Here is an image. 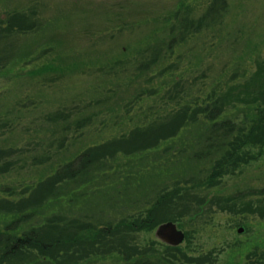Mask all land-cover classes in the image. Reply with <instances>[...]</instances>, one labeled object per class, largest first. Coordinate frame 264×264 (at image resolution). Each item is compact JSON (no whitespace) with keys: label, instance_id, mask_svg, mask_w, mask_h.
<instances>
[{"label":"rangeland","instance_id":"rangeland-1","mask_svg":"<svg viewBox=\"0 0 264 264\" xmlns=\"http://www.w3.org/2000/svg\"><path fill=\"white\" fill-rule=\"evenodd\" d=\"M214 2L0 0V111L10 115L14 110L16 118L23 111L17 129L0 140L22 152L37 149L46 138L45 133L50 135L46 128L53 123L47 122L48 113L73 110L75 106L83 109L90 103L96 108L105 106L95 99L103 98L115 87L123 89L118 83L129 82L130 74L136 72L135 63L131 67L129 63L145 60V54L141 57L140 52L150 46L160 48L165 57L151 72L135 78L130 87L117 93V97H124L127 104L142 88L161 90L155 96L146 95L128 104L117 111L119 115L115 116L117 112L100 115L85 129L83 140L101 142L132 127L133 122L146 121L145 115L129 120L141 111L151 110L149 120L165 121V114L180 106L171 108L175 105L171 102L161 109L156 102L163 92L175 93L181 86L187 96H182L177 105L189 104L191 108L194 104L207 105L204 100L209 96L223 93L234 84L238 87L232 94L241 92L239 99L243 100L241 97L248 95L244 92L254 90L253 83L264 76V0H224L225 6L215 12L219 18L210 17L199 32L188 33L182 25L190 27ZM16 14L19 16L15 17ZM10 22L5 32L4 27ZM172 26L175 30L170 35ZM178 32L179 41L169 49V38ZM181 32L185 35L182 42ZM36 68L45 69L32 75L30 71ZM235 105L225 112L239 121L245 105L241 102ZM24 106L27 109H17ZM207 125L189 123L190 127L181 129L174 142H161L143 158L124 157L119 170L111 168L108 179L110 186L119 187L117 191L112 192L103 183L91 198L80 195L74 202L70 201L69 192L60 206L48 202L39 216L45 221L55 212L63 215L67 225L71 219L107 223L129 218L151 204L142 199L143 190H128L140 175L146 174L150 179L143 193L148 198L156 197L161 190L177 188L164 200L163 207L153 210V215L162 221L158 225L174 222L185 235L183 241L178 245L163 242L155 235L158 225L151 230L119 233L122 251L108 252L79 264H122L123 257L133 252L129 245L148 249L152 246L150 249L162 252L167 245L175 246L179 249L169 252L182 257L177 259L178 264H264V144L244 148L248 161L208 187L205 185L208 183L201 182L215 158L204 157L197 165L195 161L186 164L185 158L192 149L188 147L183 153L181 149L184 142L191 143ZM117 162L114 166H118ZM186 166H192V173L191 170L186 176L177 173L189 168ZM120 170L125 174L124 180ZM199 182L200 186L185 188ZM164 216L173 220L164 221ZM2 217L1 214L0 220H4Z\"/></svg>","mask_w":264,"mask_h":264},{"label":"trees","instance_id":"trees-1","mask_svg":"<svg viewBox=\"0 0 264 264\" xmlns=\"http://www.w3.org/2000/svg\"><path fill=\"white\" fill-rule=\"evenodd\" d=\"M218 1L221 3L217 4ZM224 6V0H215L214 3L209 4L202 17L192 22L190 27L189 24L184 23L183 28L188 33L199 32L203 22L210 21V17L212 19L220 17L215 12ZM10 24L11 22L4 27L5 32H8ZM187 27L189 29H186ZM170 29L171 35L175 30L174 26ZM179 36L180 32L169 38L171 40L169 49H172L173 43L177 44ZM184 36L181 32L180 42L184 41ZM161 51L160 48L152 49L151 46L141 51V57L145 54V60L138 59L129 63L130 67L135 63L136 72L130 74L129 82L118 83L117 86H122L123 89L115 87L113 90H108V94L103 98L95 99L98 104L105 106L96 108L90 103L83 109L75 106L73 110L60 109L48 113L46 120L53 123L46 128L50 135L46 132V138L32 152H22L15 147L5 146L2 143L4 141L0 140V215L4 216L2 217L4 220H0V264H79L106 255L105 253L108 252L122 251L119 246L121 238L117 237L119 233L155 228L162 221L153 215V210L163 207L164 200L177 192V188L166 192L161 190L156 197L148 198L143 193L144 185L150 179L146 174L140 175L135 185L128 187V190L132 188L137 192L143 190L140 193L142 199H146L151 204H148V208L144 211L131 214L129 218L107 223L101 220L95 223L71 219L67 225L61 214L52 212L45 221L39 215L43 212L42 207L48 202L60 206L64 198L68 199L69 192H71L70 201L74 202L80 195L91 198L103 183L106 184L105 188H110L112 192L117 191L119 187L116 184L110 186L108 182L112 167L117 171L119 162L124 157L143 158L149 150L159 147L161 142H174L176 137L180 136L178 134L181 129L190 127L187 126L189 123L195 121L199 124L208 123L205 130L201 132V129L198 130L200 133L191 143L184 142V147L181 148L182 153L187 152L188 147L192 149L187 153L186 164L195 161L197 165L204 157H207V160L210 156L215 158L206 178L201 182V184L208 183L205 184L208 187L213 186L218 178L232 171L237 165L248 161V154L244 148L248 145L264 144V76L258 77L256 83H253L254 90L244 92L248 94L245 97L247 99L242 97L243 100L239 99L241 92L232 94V90L238 87L234 84L223 93L209 96L204 100L207 105L194 104L193 108L189 104L177 105L182 96H187L182 86L175 93L163 92L156 102V107L164 109L171 102L175 103L171 108L180 106V109L176 108L165 114L166 123L149 120L148 116H152L151 110L147 113L141 111L130 116L129 120L132 121L135 117L139 119L140 116L145 115L146 121L133 122L132 127L101 142L83 140L85 129L91 127L100 115L101 117L104 113L113 115L112 113L139 101L143 96L158 94L160 87L158 91H151V88L146 87L140 92L137 91L129 102L125 101L128 102L127 104L123 102L124 97H117V93L130 87L135 78L146 75V72H151L158 65L160 59L165 57ZM44 69L36 68L30 72L32 75H37ZM73 69L71 68V71ZM112 91L113 95H110ZM230 94L227 99L226 96ZM237 102L245 105V111H242L243 118L239 121L231 119L225 112L227 108L236 107L237 105L234 104ZM22 108L27 109V106L17 109ZM15 113L12 110V114L7 115L0 111V138L17 129L18 118L23 111H19L21 114L18 118L15 117ZM118 113H115V116L119 115ZM116 162L118 166H114ZM186 167L189 168L184 169V167L177 173H183L184 176L187 175V171L191 170L192 173V166ZM119 173L123 172L120 170ZM124 179L123 173L122 180ZM127 180L124 185L127 184ZM183 180H186L185 177ZM189 180L192 181L190 178ZM201 184L193 183L191 186L186 185L185 188ZM87 189L89 191H86ZM140 215L141 217H137ZM165 219L173 220L164 216L162 220ZM130 238L133 239V236ZM129 248L133 252L123 257L122 264H178L177 259L182 258L171 255L169 250L179 248L170 245L166 246L165 252L158 251V248L152 250L150 249L152 246L148 249L129 245Z\"/></svg>","mask_w":264,"mask_h":264},{"label":"water","instance_id":"water-1","mask_svg":"<svg viewBox=\"0 0 264 264\" xmlns=\"http://www.w3.org/2000/svg\"><path fill=\"white\" fill-rule=\"evenodd\" d=\"M239 232L241 229L238 230ZM155 235L163 242L170 245H178L184 239V233L178 229L172 221L161 223L155 230Z\"/></svg>","mask_w":264,"mask_h":264}]
</instances>
